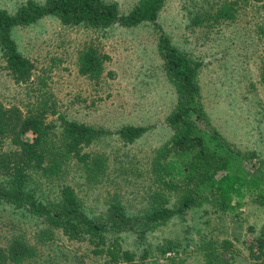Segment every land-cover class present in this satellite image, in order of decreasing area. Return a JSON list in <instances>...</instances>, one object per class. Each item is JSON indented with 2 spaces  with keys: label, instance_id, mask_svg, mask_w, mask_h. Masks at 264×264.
<instances>
[{
  "label": "rangeland",
  "instance_id": "374dc122",
  "mask_svg": "<svg viewBox=\"0 0 264 264\" xmlns=\"http://www.w3.org/2000/svg\"><path fill=\"white\" fill-rule=\"evenodd\" d=\"M27 1L0 0V9L15 14ZM105 1L116 2L127 14L140 0ZM222 1L165 0L156 22L133 27L65 25L54 16L18 25L13 37L35 65L28 83L14 81L0 47V103L18 107L24 115L43 110L50 127L43 142L48 156L60 158L55 154L64 145L63 119L100 133L86 149L102 156L104 173L88 175L72 164L66 180L34 174L40 196L57 202L62 185L70 184L86 212L101 217L114 200L129 214H141L157 192L173 206L180 195L165 187L166 180H182L209 195L184 215L147 229L143 237L134 229L119 233L125 249L147 254V264H206L199 245L223 239L231 240L233 247L221 251L220 264H264V254L249 247L264 238V9L252 0L224 17L216 11ZM161 33L202 62L198 80L207 119L194 117L195 134L203 145L172 152L158 172L157 150L175 133L167 119L178 100L159 51ZM89 48L110 57L97 78L79 70L80 56ZM125 125L147 131L127 143L117 134ZM214 130L233 153L218 146ZM12 138H5L6 148L14 147ZM214 154L217 161L210 162ZM42 220L10 202L0 203V247L24 242L33 252L8 264H109L88 241L71 240L53 219Z\"/></svg>",
  "mask_w": 264,
  "mask_h": 264
},
{
  "label": "trees",
  "instance_id": "16d2710c",
  "mask_svg": "<svg viewBox=\"0 0 264 264\" xmlns=\"http://www.w3.org/2000/svg\"><path fill=\"white\" fill-rule=\"evenodd\" d=\"M252 0H226L217 7V14L233 16L236 5L250 3ZM261 2L264 9V0ZM165 0H140L127 14L121 13L116 2L105 0H47L38 3L28 0L15 14L0 9V47L6 61V69L16 83H28L35 68L32 60L22 54L13 37L18 25L31 24L45 16H54L65 25H85L95 29H108L120 25L133 27L145 22H156L159 10ZM159 51L164 59L168 77L176 84L178 100L175 111L168 117L169 125L175 130L171 139L159 147L155 161L158 168L173 153H185L203 145L201 137L195 134L194 117L207 119L198 80L202 62L174 46L168 36L161 33ZM110 57L97 52L94 48L85 50L80 56V72L93 78L99 77L105 61ZM64 145L50 157L43 147L44 140L50 135L49 126L42 111L24 115L18 107H4L0 103V203L10 202L15 207L31 211L42 217V221L53 219L54 223L71 240H86L93 245V252L104 255L109 264H147L146 255L137 256L122 244L121 231L134 229L143 237L147 229L168 221L174 215H184L189 209L201 205L209 198L199 187L187 186L182 180H166L168 190L179 192L180 198L173 206L169 198L161 192L151 195L150 206L141 214H129L118 200L110 203L105 216L92 217L83 207L75 189L63 184L57 202L40 196L33 186L34 174L47 179L66 180L72 164L79 165L88 175L100 176L104 173L106 162L102 156L93 155L86 148L94 143L100 133L93 127L76 121L63 119ZM147 131L144 126L125 125L117 130L118 136L127 143H133ZM12 135L14 147L6 148V137ZM212 137L218 146L232 152L230 146L214 130ZM210 155V162L214 159ZM212 158V159H211ZM223 166V165H222ZM187 180V178H186ZM216 200H220L219 198ZM218 202H223L220 200ZM250 250L257 247L264 254V238H256ZM22 245V247H21ZM233 247L231 240L223 239L219 244L212 241L199 245L206 258V264H220L223 252ZM21 242L19 246L7 249L0 247V264L26 259L31 249ZM253 253V252H251Z\"/></svg>",
  "mask_w": 264,
  "mask_h": 264
}]
</instances>
